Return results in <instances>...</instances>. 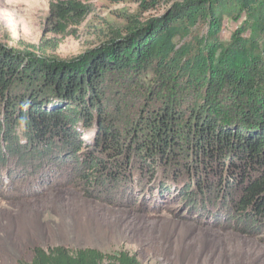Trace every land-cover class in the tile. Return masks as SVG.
<instances>
[{
	"label": "trees",
	"instance_id": "obj_1",
	"mask_svg": "<svg viewBox=\"0 0 264 264\" xmlns=\"http://www.w3.org/2000/svg\"><path fill=\"white\" fill-rule=\"evenodd\" d=\"M87 1L52 0L50 30L68 34L80 25L92 9ZM161 1L142 4L156 7ZM165 3L159 16L130 24L125 35L113 30L93 51L68 60L47 55L42 44L19 49L0 42V162L10 154L23 162L57 151L65 152L64 160L78 161L79 128H92L90 171L82 173L87 159L76 165L85 181L111 185L135 164L151 172L181 155V170L195 179L186 185L187 195L193 184L201 191L215 188L239 220L259 222L264 219V0ZM227 19L237 22L228 40ZM143 67L153 70L162 90L189 81L193 99L190 104L178 99L175 107L174 97L159 103L150 95L139 124L122 137L104 109L106 77ZM19 263L140 261L127 250L55 245L34 247L31 261Z\"/></svg>",
	"mask_w": 264,
	"mask_h": 264
},
{
	"label": "rangeland",
	"instance_id": "obj_2",
	"mask_svg": "<svg viewBox=\"0 0 264 264\" xmlns=\"http://www.w3.org/2000/svg\"><path fill=\"white\" fill-rule=\"evenodd\" d=\"M51 1L0 0V42L19 49L42 44L47 55L68 60L93 51L113 30L125 35L130 24L159 16L166 5L165 0L156 7L143 6L142 0H89L86 19L68 34H57L48 23ZM236 27V21L226 20V40ZM106 79L104 109L122 137L133 133L150 95L159 103L174 97L175 107L193 99L189 81L162 90L151 68ZM79 131L78 161L64 160L65 152L57 151L23 162L10 154L0 162V264L30 262L34 247L55 245L127 250L140 264H264V219L239 220L215 188L201 191L193 184L187 195L186 185L195 179L181 170L183 156L157 163L151 172L135 164L111 185L91 184L76 165L87 159L82 173L90 171L95 130Z\"/></svg>",
	"mask_w": 264,
	"mask_h": 264
}]
</instances>
